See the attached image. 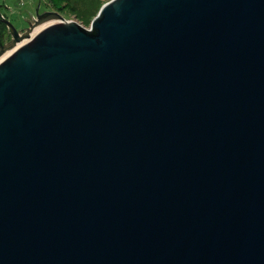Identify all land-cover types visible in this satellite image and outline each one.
I'll use <instances>...</instances> for the list:
<instances>
[{
    "label": "water",
    "instance_id": "water-1",
    "mask_svg": "<svg viewBox=\"0 0 264 264\" xmlns=\"http://www.w3.org/2000/svg\"><path fill=\"white\" fill-rule=\"evenodd\" d=\"M0 20V264H264V0Z\"/></svg>",
    "mask_w": 264,
    "mask_h": 264
},
{
    "label": "rangeland",
    "instance_id": "rangeland-1",
    "mask_svg": "<svg viewBox=\"0 0 264 264\" xmlns=\"http://www.w3.org/2000/svg\"><path fill=\"white\" fill-rule=\"evenodd\" d=\"M109 0H0V14L7 18L18 30L27 26L26 21L39 2L40 12L58 11L66 20H72L85 29H90L91 22L101 6ZM7 34L0 22V34Z\"/></svg>",
    "mask_w": 264,
    "mask_h": 264
},
{
    "label": "trees",
    "instance_id": "trees-1",
    "mask_svg": "<svg viewBox=\"0 0 264 264\" xmlns=\"http://www.w3.org/2000/svg\"><path fill=\"white\" fill-rule=\"evenodd\" d=\"M0 22H1V20H0ZM2 23V22H1ZM3 25H4V30L6 29V26H5V24L4 23H2ZM6 37H7V34H6V36H5V33L3 34V33H1L0 34V41L1 42H3L5 39H6Z\"/></svg>",
    "mask_w": 264,
    "mask_h": 264
},
{
    "label": "flooded vegetation",
    "instance_id": "flooded-vegetation-1",
    "mask_svg": "<svg viewBox=\"0 0 264 264\" xmlns=\"http://www.w3.org/2000/svg\"><path fill=\"white\" fill-rule=\"evenodd\" d=\"M38 5H39V10H40L41 2H39ZM38 5H37V7H38ZM37 7H36V8H37ZM35 10H36V9H35ZM46 11H53V10H46ZM42 12H44V11H42ZM42 12L39 11V13H42ZM57 12H58V11H57ZM34 13H35V11H34ZM58 13H59V12H58ZM59 14H60V13H59ZM70 21H71V20H70Z\"/></svg>",
    "mask_w": 264,
    "mask_h": 264
},
{
    "label": "bare ground",
    "instance_id": "bare-ground-1",
    "mask_svg": "<svg viewBox=\"0 0 264 264\" xmlns=\"http://www.w3.org/2000/svg\"><path fill=\"white\" fill-rule=\"evenodd\" d=\"M40 27H42V26H40ZM40 27H38V28H40ZM38 28H36L35 30H37ZM7 39H9V37H8ZM1 58H2V57H1ZM1 58H0V59H1Z\"/></svg>",
    "mask_w": 264,
    "mask_h": 264
}]
</instances>
